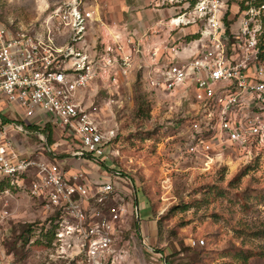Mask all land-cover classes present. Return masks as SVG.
<instances>
[{
  "label": "built area",
  "instance_id": "built-area-1",
  "mask_svg": "<svg viewBox=\"0 0 264 264\" xmlns=\"http://www.w3.org/2000/svg\"><path fill=\"white\" fill-rule=\"evenodd\" d=\"M228 1L159 0L176 10L164 21L167 30L197 28L189 48L182 39L168 46L173 54H159L155 43L147 46V31L138 36L124 22L105 20L99 0H60L37 21L14 30L0 23V94L26 116L36 107L56 116L65 137L78 144L68 156L104 164L115 137L112 97L137 69L149 91L194 106L189 153L214 147L242 155L259 152L264 149V1ZM158 32L154 28L151 34ZM186 48L188 54H177ZM100 90L109 97L96 102ZM3 123L0 116V199L23 197L48 218L33 226L30 242L54 224L45 249L50 261L136 264L132 251L116 242L128 207L111 181L92 186L86 173L62 167L42 133L38 138L53 160L20 154ZM6 206L5 201L0 209V243L3 224L15 215Z\"/></svg>",
  "mask_w": 264,
  "mask_h": 264
},
{
  "label": "rangeland",
  "instance_id": "rangeland-1",
  "mask_svg": "<svg viewBox=\"0 0 264 264\" xmlns=\"http://www.w3.org/2000/svg\"><path fill=\"white\" fill-rule=\"evenodd\" d=\"M59 1L0 0V23L11 30L27 26ZM105 5L99 0L104 19ZM108 97L100 90L95 101ZM112 98L115 137L104 164L66 156L78 144L65 137L56 116L40 108L26 116L2 98L7 108L3 130L18 151L35 148L34 155L53 160L37 128L24 133L13 123L50 122L49 147L57 163L86 173L92 186L111 181L128 207L116 242L132 251L136 264H264V235H258L264 230V149L246 155L230 147L189 153L194 106L149 91L137 69ZM5 201L15 215L3 224L0 264H62L48 260V251L30 243L24 231L27 222L46 221V214L23 197L1 198L0 209Z\"/></svg>",
  "mask_w": 264,
  "mask_h": 264
},
{
  "label": "crops",
  "instance_id": "crops-1",
  "mask_svg": "<svg viewBox=\"0 0 264 264\" xmlns=\"http://www.w3.org/2000/svg\"><path fill=\"white\" fill-rule=\"evenodd\" d=\"M101 1L102 0H100V4ZM103 1H105L106 3L103 13V16L106 20L117 23L124 22L127 24L128 28L130 30H134L138 36H142L147 31L148 37L145 38L146 45L148 46L149 43H155L159 45V54H173L168 51V46L172 42H178L181 39L184 42L189 43V45L187 46L188 48L192 46V43H190V41L193 37H191V35L195 34L197 31V28L195 26L185 27L180 30H173L171 32L165 28L164 21H166L169 16L175 14L176 12L174 7L168 4H160L159 0H133V3H130V0ZM157 24H159V27L155 26ZM150 28H152L153 30L154 28H157L159 32L157 34H151L152 29ZM188 48L179 51L177 54H188ZM2 98L4 99L6 97L2 95ZM5 111H7V108L5 102H3L0 104V116L3 119V122L4 119H6V115L4 113ZM13 123L23 126L24 128H26V130H28V133H33L32 131H30L31 128L35 126L42 128L46 123L50 122L37 123L36 121L26 119V122H24L23 120L21 122L13 121ZM34 149H32V151L29 153H26L24 150H16L22 155H31L33 154ZM55 157L57 156L55 155Z\"/></svg>",
  "mask_w": 264,
  "mask_h": 264
},
{
  "label": "trees",
  "instance_id": "trees-1",
  "mask_svg": "<svg viewBox=\"0 0 264 264\" xmlns=\"http://www.w3.org/2000/svg\"><path fill=\"white\" fill-rule=\"evenodd\" d=\"M263 25H264V22H263ZM263 35H264V32H263ZM261 48L264 49L263 44H262ZM262 56L264 58V51L262 52ZM33 128H37L38 130L40 129L39 130L40 133L44 134V136H45L47 145L51 144V139H52V124L51 123H46L42 128H39L38 126H35ZM48 153L50 154L51 152H48ZM39 223L40 222L26 223L25 224L27 226V228H25L24 231L27 232L26 233L27 238L29 235V241H30L31 237L33 236V226L35 224L37 225ZM53 233H54V224H52V226L47 229V232L40 233V235L37 236L32 243L38 244L43 249L49 248L51 246V241L53 239ZM258 235H264V230H261Z\"/></svg>",
  "mask_w": 264,
  "mask_h": 264
},
{
  "label": "water",
  "instance_id": "water-1",
  "mask_svg": "<svg viewBox=\"0 0 264 264\" xmlns=\"http://www.w3.org/2000/svg\"><path fill=\"white\" fill-rule=\"evenodd\" d=\"M145 245V244H144Z\"/></svg>",
  "mask_w": 264,
  "mask_h": 264
}]
</instances>
